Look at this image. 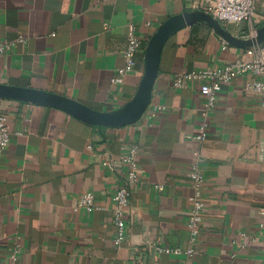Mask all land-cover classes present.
<instances>
[{
    "label": "crops",
    "instance_id": "crops-1",
    "mask_svg": "<svg viewBox=\"0 0 264 264\" xmlns=\"http://www.w3.org/2000/svg\"><path fill=\"white\" fill-rule=\"evenodd\" d=\"M211 4L0 0V43H13L0 57V85L119 111L138 92L157 29L184 12L212 16ZM256 5L251 21L221 25L237 38L255 37L264 24V0ZM130 25L138 28L141 50L135 70L121 75ZM246 50L206 22L180 29L163 50L151 105L138 122L124 127L0 99L12 133L0 154V264H183V255L157 247L190 246L194 166L206 180V209L193 264H264V113L259 95L247 89L254 77L243 74L224 85L207 118L197 83L173 86L182 71L223 66L245 58ZM119 77L122 82H113ZM205 119L208 137L199 143L192 137ZM133 145L140 149L141 178L126 216V239L117 245L112 197L125 181L123 158ZM89 192L96 196L93 211L79 202ZM17 245L21 254L14 262Z\"/></svg>",
    "mask_w": 264,
    "mask_h": 264
},
{
    "label": "built area",
    "instance_id": "built-area-1",
    "mask_svg": "<svg viewBox=\"0 0 264 264\" xmlns=\"http://www.w3.org/2000/svg\"><path fill=\"white\" fill-rule=\"evenodd\" d=\"M256 0H212L209 7L210 14L223 24H237L251 21L256 13ZM257 32L254 30L253 36ZM20 42L25 41V37H20ZM141 39L138 35V28L130 25L128 32V46L125 51L126 66L121 69L120 74L132 72L137 66V53L141 50ZM13 43L5 41L0 43V57L4 56L12 49ZM227 48V45L225 46ZM249 74L253 80L247 84V89L254 91L259 95L261 107L264 113V43L247 48L246 57L224 64L218 67H206L197 70H185L178 74L173 81L175 88H183L189 83H197L201 88V94L204 98L206 118L218 102L219 92L222 87L231 83L235 78ZM122 77L115 78L113 82H122ZM162 109V106L155 107V110ZM209 122L205 119L198 129V132L192 138L199 143H205L208 137ZM11 131L8 124V115L2 106L0 100V154L3 153L11 143ZM17 134H21L18 132ZM139 146L133 145L123 158L127 166V174L124 183L120 184L112 197L114 203V224L117 229L115 243L121 245L126 239V216L131 206V197L134 187L141 178V167L138 163ZM105 166L112 167V163L106 162ZM191 178L195 187V195L192 198L193 207L190 212L188 225L191 231L190 246L187 249L157 247L161 253H172L183 255V264H193V260L198 254L199 244L202 236V226L204 223V212L206 203L204 200L205 177L200 173L197 166L191 170ZM162 188L161 186L159 187ZM80 206L89 211L97 209L96 196L89 192L81 196ZM21 254V247L13 250L12 261H17Z\"/></svg>",
    "mask_w": 264,
    "mask_h": 264
},
{
    "label": "water",
    "instance_id": "water-1",
    "mask_svg": "<svg viewBox=\"0 0 264 264\" xmlns=\"http://www.w3.org/2000/svg\"><path fill=\"white\" fill-rule=\"evenodd\" d=\"M195 22H206L217 34L233 46L249 48L264 43V24L255 37L240 39L228 32L213 16L203 12H184L167 19L152 36L146 49V68L134 99L115 112L96 111L66 97L29 88L0 85V99L13 98L62 109L87 123L124 127L138 122L146 113L153 99L155 82L159 75L163 50L169 39L180 29Z\"/></svg>",
    "mask_w": 264,
    "mask_h": 264
}]
</instances>
